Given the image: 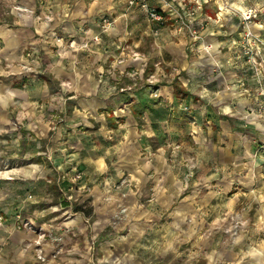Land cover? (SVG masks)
Wrapping results in <instances>:
<instances>
[{"label": "rangeland", "instance_id": "374dc122", "mask_svg": "<svg viewBox=\"0 0 264 264\" xmlns=\"http://www.w3.org/2000/svg\"><path fill=\"white\" fill-rule=\"evenodd\" d=\"M102 1L77 46L62 0H0V26L34 32L0 57V264L263 255L264 0H147L161 21Z\"/></svg>", "mask_w": 264, "mask_h": 264}, {"label": "crops", "instance_id": "0c3cea01", "mask_svg": "<svg viewBox=\"0 0 264 264\" xmlns=\"http://www.w3.org/2000/svg\"><path fill=\"white\" fill-rule=\"evenodd\" d=\"M62 5H60V8L62 10V13L65 15H68L70 19L76 18L75 20L78 22V25L83 27L84 26V32L82 34L76 35L74 41H76L77 46H79L80 42H82L83 46V40L86 36H89L92 32L96 31V23L97 20L100 21L99 17L101 18L100 14L103 13V11L100 12V10L105 7L104 1L102 0H72L71 3L70 0H62ZM104 5V6H103ZM144 10V9H143ZM145 12V11H144ZM104 15H107L110 17V15L102 14V17H106ZM73 21V20H71ZM31 20L29 22H25V24L30 25ZM27 28V29H26ZM26 28H19L13 29L8 28L6 26H0V36L2 37V43L0 45V57L2 59H18V57L21 55V49L24 47L25 40L30 41V36H27L24 33L25 30H28L33 32V29L28 26ZM24 29V31H23ZM22 30L23 32H21ZM114 31V33H120L121 29L116 26L112 27L110 31ZM34 33V32H33ZM34 36V34H33ZM29 38V39H28ZM57 40H61L58 39ZM72 40V39H71ZM73 42V40H72ZM72 42L68 45L69 48L74 49L76 46H71ZM22 46V48H20ZM81 47V46H80ZM20 48V49H19ZM81 49V48H80ZM70 51V49L68 50ZM72 55V54H71ZM65 56H59V58L56 59L54 62V65H51L50 72L54 77L57 79L63 76L65 71L61 67V63L63 61V57ZM65 59V58H64ZM79 71V70H78ZM82 73V72H81ZM83 74V73H82ZM188 90V89H187ZM13 90H11L10 93H12ZM172 94H173V88H172ZM176 97V96H174ZM0 116H3V113H0ZM5 116V114H4ZM149 121L152 122L151 119L148 118ZM183 215L175 216V219H177V222L180 223L183 219ZM188 219H191V223H197L198 222V215H195L193 217L188 216L186 217ZM184 221V220H183ZM175 225V224H174ZM175 227V226H174ZM196 228V226H195ZM257 250V249H256ZM254 248L252 250V253L247 254L245 259L236 260V264L240 262V264H264V254H260L259 251H256ZM212 258L208 259L209 262L206 264H230V262L235 257L234 252H230L229 250L225 248H219L218 250H215V252L212 254ZM217 260L218 262L215 263L213 260ZM239 261V262H238Z\"/></svg>", "mask_w": 264, "mask_h": 264}, {"label": "trees", "instance_id": "16d2710c", "mask_svg": "<svg viewBox=\"0 0 264 264\" xmlns=\"http://www.w3.org/2000/svg\"><path fill=\"white\" fill-rule=\"evenodd\" d=\"M159 11V10H158ZM44 80H46L47 82H49V77L45 74H42L41 76ZM172 86H173V95L176 97H180L183 95L188 94V90L180 83V81L178 80H174L172 82ZM133 99H131L129 102H132ZM130 110L131 113L136 117H141V115L144 112V106L143 104L138 100L136 102H133L130 106ZM109 118L112 120V122H110V126H114L115 124V116L112 114V110H109ZM115 121V122H113Z\"/></svg>", "mask_w": 264, "mask_h": 264}, {"label": "built area", "instance_id": "2783aa9c", "mask_svg": "<svg viewBox=\"0 0 264 264\" xmlns=\"http://www.w3.org/2000/svg\"><path fill=\"white\" fill-rule=\"evenodd\" d=\"M129 5H138L142 9H144L146 15L150 17L151 19H155L157 21H161L162 13L155 8L151 7L147 0H128L127 1ZM110 21L108 18H102V27L104 28L106 25H109Z\"/></svg>", "mask_w": 264, "mask_h": 264}, {"label": "bare ground", "instance_id": "6f19581e", "mask_svg": "<svg viewBox=\"0 0 264 264\" xmlns=\"http://www.w3.org/2000/svg\"><path fill=\"white\" fill-rule=\"evenodd\" d=\"M125 239V238H124Z\"/></svg>", "mask_w": 264, "mask_h": 264}]
</instances>
